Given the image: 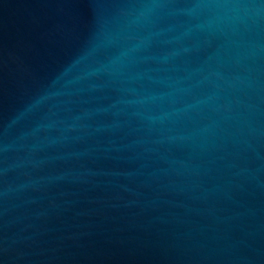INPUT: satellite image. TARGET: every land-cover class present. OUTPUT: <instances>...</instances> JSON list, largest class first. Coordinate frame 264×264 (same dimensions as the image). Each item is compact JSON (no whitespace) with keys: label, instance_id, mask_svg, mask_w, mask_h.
<instances>
[{"label":"water","instance_id":"water-1","mask_svg":"<svg viewBox=\"0 0 264 264\" xmlns=\"http://www.w3.org/2000/svg\"><path fill=\"white\" fill-rule=\"evenodd\" d=\"M0 264H264V0H0Z\"/></svg>","mask_w":264,"mask_h":264}]
</instances>
